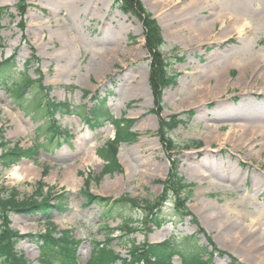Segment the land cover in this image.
<instances>
[{
	"label": "rangeland",
	"instance_id": "obj_1",
	"mask_svg": "<svg viewBox=\"0 0 264 264\" xmlns=\"http://www.w3.org/2000/svg\"><path fill=\"white\" fill-rule=\"evenodd\" d=\"M55 1L26 0L21 31V18L14 8L18 0H0V8H9L0 21V61L15 56L16 65L9 84L16 89L27 77L36 80L40 72L42 85L51 88L50 98L72 104L71 114L54 116L59 130L70 136L59 133L61 145L57 146L58 139L51 143L46 133L51 119L43 123L34 112L36 101L27 97L29 91H25L27 99L18 102L13 88L0 86V155L1 143L5 150L39 148L34 161L21 159L4 169L0 162L3 193L15 189L19 202L31 197L39 202L41 196L35 191L42 182L43 194L66 197L67 208L53 212L51 221L58 231H70L75 240H81L80 264H87L95 244L108 239L112 250L125 257L127 240L136 245L159 244L166 238L181 242L190 235H197L198 244L209 252L217 250L209 264H254L258 253L262 254L259 264H264V63L258 62L260 57L264 61V22L251 17L264 0H141L159 25L164 41L161 51L171 62L169 73L177 75L176 84L162 92L159 116L152 112L150 59L141 24L114 8L113 0H61L59 7ZM212 1L219 3L221 12L205 6ZM221 13L246 19V29L223 37L221 21L214 20ZM107 57L105 66H99ZM28 60H32L29 66ZM216 76L223 80L220 88H216ZM242 77L245 82L238 84ZM93 98H105L104 108L115 119L132 120L130 132L137 138L119 144L120 173L92 182L86 192L111 202L128 196L154 203L163 194L162 182L175 161L184 182L194 185L186 209L206 236L198 234V226L188 217L181 222L175 217L172 195L161 205L166 224L160 229L145 226L139 218L143 211L133 207H116L103 217L102 206L86 205L85 181L99 176L104 166L97 151L115 133L109 122L95 129L84 122L85 112L96 104ZM190 111V121L168 134L174 149L164 150L157 136L159 118ZM89 151L96 155L94 162ZM44 168L48 173L42 179ZM124 216L132 218L129 223L136 231L121 237ZM9 221L24 236L16 250L23 252L29 264H40L39 245L27 236L43 234L45 220L13 212ZM250 227L259 239L253 236L247 243L240 237ZM252 243L257 244L255 250H247ZM52 264L60 262L53 258ZM173 264L181 260L176 257Z\"/></svg>",
	"mask_w": 264,
	"mask_h": 264
},
{
	"label": "trees",
	"instance_id": "obj_2",
	"mask_svg": "<svg viewBox=\"0 0 264 264\" xmlns=\"http://www.w3.org/2000/svg\"><path fill=\"white\" fill-rule=\"evenodd\" d=\"M114 8L118 9L125 15H130L135 18L140 24L144 32V48L147 51L150 59V76L149 85L152 92L155 109L152 112L160 115L162 109V92L165 88L175 85L177 75L169 73L171 62L164 58L161 48L164 46V41L160 33L159 26L151 13L144 7L141 0H113ZM28 4L26 0H18L15 4V9L20 16V23L18 27L22 31L24 29L23 17L26 12ZM7 7L0 8L1 18L7 13ZM2 48L0 44V49ZM33 60H36L33 59ZM32 60L26 61L29 66ZM16 68L15 56L0 61V86L13 88L14 97L17 101L31 97L36 101L34 112L42 115L43 119L48 117L53 118L56 114H71L72 106L68 102L55 103L50 97L51 88L42 85V77L38 72L36 80L27 77L24 82L13 87V83L9 84L13 70ZM37 91L35 92V89ZM29 91L28 96H25V91ZM88 92H84V96H88ZM96 104L92 110L85 114L84 121L93 129L101 127L104 123L109 122L114 130V139L110 140L103 147L97 151V155L104 162L103 169L99 176H90L86 179L84 185L86 205L97 203L103 208V217L111 214L116 207H133L137 210H142L143 214L139 217L144 221L145 226L151 225L155 229H160L163 224H166L164 217L161 215V205L166 202L168 197L172 195L175 201V217L184 220L185 217L190 219V222L198 226V234L206 236L204 230L200 227L196 218L189 214L186 209V203L190 194L192 186L184 182V178L178 172L179 163L173 161L170 166L167 178L162 182L164 192L156 202L150 200L138 201L128 196H121L111 202L110 198H103L89 194L88 188L92 182L99 183L101 179L108 174L120 173L121 166L118 163L117 154L119 144L124 141L135 140L137 136L130 132V125L132 120L115 119L110 111L104 108L105 99L94 98ZM187 114V116H186ZM172 115L168 119L159 118V130L157 136L164 150H173L174 142L170 139L169 133L177 129L179 126L186 125L190 121L189 116H193V112ZM187 117L182 119V117ZM54 124V121H53ZM126 126V127H125ZM46 133L50 135V141L54 136L60 133L57 126L48 125ZM0 131V135H1ZM66 136L70 138L67 133ZM59 145V143H57ZM0 155V162L2 167L7 168L18 163L21 159H28L34 161L39 154L38 147L29 149H22L16 147L13 150H5V144ZM48 169L44 168L42 171V179L47 175ZM44 184L38 182L36 188V195L41 196L38 200H27L19 202L18 192L13 189L7 194L0 189V264H29L23 252L16 250V246L24 236L20 235L15 229L11 228L9 221L11 213H24L28 215H39L45 220L47 227L45 232L40 235H29L27 237L33 239L41 252L40 264H52V259L57 258L60 264H80L77 257V251L80 247L81 241L75 240L69 231H58L57 227L52 224L51 217L53 212H62L67 208V198L63 195L54 198L55 203L51 204V194L45 192L43 194ZM182 220V221H183ZM132 218L122 217L121 227L119 231L121 237L132 234L136 229L131 228ZM144 224H141L144 226ZM113 231V230H111ZM197 235L186 236L181 242H175V239H168L162 244H138L131 240H127L129 248L127 255L122 257L120 254L114 252L110 246L112 240L108 239L104 243L95 244L92 255L87 264H173L176 257L181 260V264H209L210 259L213 258L214 252H209L208 247H201L196 237ZM209 245L212 243L207 239ZM209 246V247H210ZM188 252V253H186ZM219 253V252H218ZM222 254V253H220ZM205 258V259H204Z\"/></svg>",
	"mask_w": 264,
	"mask_h": 264
},
{
	"label": "bare ground",
	"instance_id": "obj_3",
	"mask_svg": "<svg viewBox=\"0 0 264 264\" xmlns=\"http://www.w3.org/2000/svg\"><path fill=\"white\" fill-rule=\"evenodd\" d=\"M61 3V0H56L55 1V5H56V7H59V4ZM205 6H207L208 7V9L211 7L213 10H215V9H218V11H220L221 12V7H220V5H219V3L218 2H215V1H212L211 3H208V5H205ZM207 7H206V9H207ZM191 12V11H190ZM193 12V11H192ZM243 15V14H242ZM241 15V16H242ZM251 17L253 18V19H260V22H264V5L261 7V9L258 11V13H256V14H252L251 15ZM252 18H250V19H252ZM214 20H219V21H221V23H222V25H221V28H220V35H222L223 37H225V36H227V33H230V34H232V33H234V32H237L238 31V33H240V32H242L243 31V29H244V27H245V29H246V25L243 23L244 21L243 20H246V19H242V18H240V16H226V15H224L223 13H221V14H216V16H214ZM254 23V22H253ZM63 28H66L65 26H63ZM214 33V31L211 33V34H213ZM208 39L207 38H205L204 40H201V41H198V42H205V41H207ZM109 56V55H108ZM261 58H263V57H260V58H258V62L259 63H264V61L262 62L261 61ZM264 60V59H263ZM108 62V57H107V59L106 60H103V61H101L100 63H99V66H101V67H104L105 66V64ZM257 62V61H256ZM217 77V76H216ZM220 77V76H219ZM219 77H217L218 79H219V83H218V85L216 86V88H220V86H221V82H223V80L221 81L220 79H221V77L219 78ZM242 80H240L241 82H238V84H240V83H242V82H245V79L242 77L241 78ZM224 80H225V78H224ZM221 81V82H220ZM226 83H227V81H225L224 83H222V88H223V86H225L226 85ZM220 84V85H219ZM207 89H208V87L205 89V92H207ZM196 96V95H195ZM201 96H199L198 98H200ZM195 98V97H194ZM87 155H88V157H89V159H90V161H95V160H97V158H96V155H95V153H94V151H89L88 153H87ZM233 178V177H232ZM67 180H70V182L71 183H73L74 182V179H73V177L71 176V175H68V177H67ZM259 235V234H258ZM258 235H257V232L255 231V230H253V228L252 227H250V228H246V229H243V235L240 237V239H242V240H244V241H246L247 240V243L249 242L248 240H250L251 239V237H252V239H253V236H256V239H259L258 238ZM255 243V242H254ZM254 243H252L253 244V246H251V245H246V249L247 250H255V248H256V245L257 244H255L254 245ZM261 243V242H260ZM262 246H261V248H264V237L262 238ZM254 251H252L251 253H253ZM261 261H262V254H259L258 253V255L256 256V254L254 255V264H259V263H261Z\"/></svg>",
	"mask_w": 264,
	"mask_h": 264
}]
</instances>
